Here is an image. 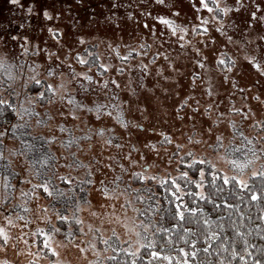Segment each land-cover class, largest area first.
<instances>
[{"label":"rangeland","instance_id":"rangeland-1","mask_svg":"<svg viewBox=\"0 0 264 264\" xmlns=\"http://www.w3.org/2000/svg\"><path fill=\"white\" fill-rule=\"evenodd\" d=\"M200 3L201 0H0V57L14 65L12 72L16 76L2 91L12 87L20 90L25 83H33L32 76L45 77L57 87L55 103L41 123H50L53 135L68 139L69 156L62 159L66 166L54 170L51 181L54 189L63 190L62 196L55 191L49 196L39 187L29 189L33 183L15 187L11 182L14 191H6L0 180V226L10 236L6 247L0 248V260L7 259L9 264H28L30 260L50 264L55 259L62 264H88L101 260L108 264L109 258L120 252L116 250L117 240L124 241L120 248L137 240L130 230L132 218L152 222L143 243L152 242V228L160 219L161 179L164 183L172 181L181 161L200 162L187 153L206 156L217 165L216 170L230 175L231 167L213 150L217 136L223 137L220 152L230 145L239 147L237 156H242L248 147L264 149V131L256 126L257 121L264 123V71L248 59L254 56L264 69V0H218L219 8L214 7L212 12ZM160 15L187 31L178 27L173 34L157 19ZM76 53L89 63L80 64ZM73 72L86 73L92 80L74 76ZM104 81L108 82L106 86ZM61 82L64 88L59 87ZM30 94L16 93L23 105L22 115L33 106L30 101L35 97ZM77 103L87 107L101 104L106 111L102 109L97 114L85 107L77 109L78 118L73 119L67 113ZM233 108L243 111L233 112ZM30 122L37 124L33 118ZM61 126L64 133L58 130ZM239 132L255 137L253 144L245 147ZM165 136L170 137L168 142ZM259 164L256 162L257 170ZM75 166L80 172L77 175L71 170ZM14 167L24 171L29 168L19 158ZM141 170H146L148 179L133 178L132 174ZM251 170L246 169L243 175H250ZM62 175H68L72 183L61 186ZM102 185L109 188L107 198L102 195ZM133 189H138L145 200H137ZM27 191L25 195L21 193ZM126 198L131 205H125ZM78 205L80 211L76 210ZM135 208L143 214L135 212ZM94 211L99 215H93ZM61 216L69 219L62 220ZM5 217L12 218L13 225H8ZM77 218L83 223L78 224ZM125 222L129 228H125ZM53 226L59 229L53 241L59 257L44 248L39 231H50ZM107 237H111L113 247L106 249L103 238ZM89 243H95L96 248L88 247L86 253L75 246ZM137 247L132 243V251ZM40 250L42 254L37 256Z\"/></svg>","mask_w":264,"mask_h":264},{"label":"trees","instance_id":"trees-1","mask_svg":"<svg viewBox=\"0 0 264 264\" xmlns=\"http://www.w3.org/2000/svg\"><path fill=\"white\" fill-rule=\"evenodd\" d=\"M37 79L41 80L40 85L28 83L27 87L23 86L16 91L13 87L5 91L0 88V99L9 101L7 105H0V133H3V135H0V151L3 152V157H0V180L3 185H5V182L11 185L12 182L15 187H19L18 184L23 185L26 183L29 185V183H33L29 189H34L33 185L41 184L42 179L53 176L54 170L60 171L62 165L66 166L65 160L62 159L69 158V156H66L68 139L53 135V130L48 128L50 123L49 125L41 123L43 118H47V114L50 112L49 109L55 103L56 96L53 99L52 94L43 88L45 77L38 76ZM12 90L15 93L21 91L25 95L31 93L30 95L35 97V99L31 98L30 103H33L32 101L34 100L36 103H33L32 107H28V115L25 114L26 111H24L23 115L21 114V103L16 99V94H12ZM40 90H45L46 96L52 100L51 103L37 96V92ZM17 111L20 112L19 116ZM32 113L34 116L30 117ZM24 115L25 118L23 117ZM31 118H33V121L36 120L37 124L30 122ZM13 125L17 127L14 129ZM58 130L61 131L60 128ZM64 131L61 132L64 133ZM56 133L62 134L60 132ZM52 137H55V139H52ZM74 150L78 151L76 145ZM45 157H47V163L42 164L41 161ZM18 158L28 164V171H24L20 167L15 169L14 162ZM76 158L78 157L76 156ZM75 167L76 169L78 168L77 166ZM200 168L205 169V180L207 181L204 183L203 188H198L190 181L185 187V178L181 177L180 173L187 171L190 178L198 179ZM76 169H71L75 171V175L80 173ZM175 172V178L171 179L176 180L181 185V188L176 189L171 181H167L158 190L161 202L160 219L158 223L154 221L156 225L152 228L153 237L150 238L152 242L154 241V248H149L148 244H146L143 248H140L136 256L120 251L112 256L115 259H109L108 264H132L133 260H135L136 264H182L184 254L179 249L183 247L186 251L191 250L190 243L186 244L182 239L186 229L195 231L197 248L208 247L204 240L203 225L194 222L200 220L205 213L213 220H216L217 217H224L223 229H216V226L213 225L215 230L222 232V235L219 239L211 241V247L208 252L200 251L196 257L189 256L188 259L190 261L198 260L200 264H221V259H223L224 264H228L229 260H231V264H253L255 260H260L264 264V197L252 200L248 190L240 188L235 181L224 184L222 180L224 174L222 172H219L213 181L214 170L200 162L185 164V161H181ZM232 175L233 170L229 176ZM243 176L242 179L249 181L250 188L264 184V178L259 176L252 177L246 174ZM67 184L69 185V183L62 181L61 186L65 187ZM9 188L12 191L15 189L11 185L5 190L7 191ZM168 188L178 194L183 193L181 196L183 201L181 210L184 211L183 220L176 216V204L179 201L175 200L170 191H167ZM257 190H259L258 187ZM201 191L205 194L204 199L196 195L197 192ZM21 193L25 195L28 191ZM223 200H227L229 204L238 205V207L227 208L222 203ZM213 201L216 202L215 205ZM184 205H187L188 208H196L197 212H188ZM200 209H203V212H200ZM225 212L228 214L225 215ZM240 213H243V216ZM233 223L239 227L243 236L237 235L236 230L231 226ZM173 225L177 226L173 228ZM160 226L168 229V232L156 231L157 227ZM169 237H171V240H169ZM245 240H247V244L244 243ZM222 245H227L228 251H224ZM232 245H234L235 251L240 254L239 256H232ZM245 247L248 248L247 252L244 251ZM153 250L161 251L165 255L171 256L172 260H164L163 256H152ZM241 257L244 259H241Z\"/></svg>","mask_w":264,"mask_h":264},{"label":"snow or ice","instance_id":"snow-or-ice-1","mask_svg":"<svg viewBox=\"0 0 264 264\" xmlns=\"http://www.w3.org/2000/svg\"><path fill=\"white\" fill-rule=\"evenodd\" d=\"M13 2L15 3L16 0H13ZM159 3H163L164 0H158ZM200 6L207 9L209 12L213 11V8H219V3L218 0H201ZM29 11H31V9H29ZM223 11H228L227 8H224ZM176 15H178V10L175 12ZM44 15L46 17L49 16V13L47 11L44 12ZM253 16H255V13H252ZM157 19L163 23L164 25H166L169 29H171L172 33L175 34V32L177 31V28L180 27L181 31L186 32L187 29L181 27V26H176L174 24V21L170 18H168L167 16L164 15H160L157 17ZM51 31V29H50ZM79 42L83 43V37L79 38ZM196 51H199V49H196ZM76 58L79 60L80 64H85V63H89V61H86L84 59L83 56L80 55V53H76ZM250 60V62L253 64L254 67H256L258 70H262L264 71V69H261V63L258 62L256 60V58L254 56H250L248 58ZM198 64L201 65V67L203 66L201 61H197ZM221 64H225L226 62L224 60L220 61ZM14 67L13 64H10L7 61L6 57H0V88H4V87H8L10 86L11 82L16 78L15 74L12 72V68ZM100 67L102 68H106L107 65L105 64H101ZM49 74L51 75L52 72L51 70H49ZM73 75H80V76H84L87 80H92V77L87 75L86 73H75L73 72ZM31 81L37 85L41 84V80L37 79L36 76H32ZM104 85H107V81L103 82ZM113 83L117 84L118 86V82L113 81ZM25 87H27V83H25L24 85ZM60 88H64V84L63 82H61V84L59 85ZM43 88L46 89V91L48 93L52 94V98H55V94L57 93L58 89L57 87H54L52 84L48 83L46 80L43 81ZM12 94L15 95V91L12 90ZM37 96L40 97L43 100H48L49 103L52 102V100H50L46 94H45V90H40L37 92ZM259 97H257L258 99ZM68 99L71 101V97H68ZM33 103H36V101H32ZM9 104L8 100L5 99H0V105H7ZM85 107H87L84 104H80L77 103L75 104L73 110H71L69 113H67V115H70L73 119H77L78 115H77V109H84ZM209 108H211V105L208 106ZM21 108L23 109V105H21ZM104 109L106 111V109L104 108V105L101 104H94L91 107H87V110L89 112H96L97 114H99L101 112V110ZM15 110V109H14ZM24 111H28L27 109H25ZM233 112L236 111H243L238 110L236 108L232 109ZM63 114V113H62ZM17 115H20V112L17 111ZM108 115H111V112L108 113ZM247 117V113H244V118ZM121 123H125L124 121H120ZM125 126H127V124L125 123ZM256 126L258 129H260L261 131H264V123H261L259 121L256 122ZM17 126L13 125V128L15 129ZM142 127V126H141ZM233 128L235 129V125L233 124ZM61 131H64V127L61 126L60 127ZM101 133L104 131L103 128H101L99 130ZM209 131H211V129H209ZM0 135H3V133H0ZM239 135L241 137H243V139L245 140V147H247L248 145H252L253 141L256 139L255 137L253 138H249V137H245L243 132H239ZM52 139H55V137H52ZM165 141L168 142L170 140V137L165 136L164 137ZM191 139V138H189ZM109 143H111V141H108ZM69 145H71V141H69ZM152 147H155V145H152ZM213 150L215 152L218 153V158L221 160H224L228 163V165L231 167V169L233 170V175L229 176L227 173H225L222 176V180L224 184H228L231 181H235L238 186L240 188H244L247 189L248 192L250 193V198L252 200H257L258 198H262L264 197V184H261L259 186L256 187H249V181L246 179H242V176L245 172L246 169H249L251 167V172H250V176L252 177H261L264 178V149H256L254 147H248L247 151H244L242 153V156H237L236 153L240 151L239 147L234 146V145H230L228 148H225V150L223 152H220L221 148H224L223 145V137L222 136H217L216 137V142L214 145H212ZM75 155V154H73ZM188 156H190L193 160L199 159L201 164H208L210 165V167L214 170L213 172V181L215 180V176L219 174V172H222L223 170L220 169L219 171H215L217 169V165L212 163L210 160L207 159L206 156H202V157H197L194 153H187ZM0 157H3V152L0 151ZM111 159V157L109 158ZM256 162H260L259 164V170L256 169L255 165ZM42 164H46L47 163V157H45L44 160L41 161ZM76 164L79 163V160L77 158V160L75 161ZM133 163H136L135 161H133ZM108 167H112L111 164L108 165ZM121 168H124V165L121 164L120 165ZM145 171L146 170H141V171H136L134 172L133 178H138L139 180H146L149 177L145 175ZM39 175V173H37ZM181 177L185 178V187H187L188 182L190 181L191 183L195 184L198 188H203L204 183H206L207 181L205 180V169L204 168H200L199 169V178L198 179H192L188 176V172L187 171H183L180 173ZM152 180H155L156 177L155 176H151L150 177ZM53 177H48L47 179H42V183L39 185H33L34 188H41L43 189L44 192L48 193L49 196L53 195V192L55 191V194L57 196H62L64 194L62 189H54L51 181L53 180ZM60 180L63 181H67L69 184L72 183V180L70 179V177L68 175H62L60 178ZM161 184H164V180L161 179L160 181ZM171 183L175 186L176 189H180L181 185L179 183H177L176 180H172ZM5 188L11 187V185H9L7 182H5L4 185ZM130 187V185L128 186ZM257 187L259 190H257ZM115 190L113 189V192ZM133 192L137 193V200H145V196L143 194L140 193V191L138 189H133ZM167 191H170L172 193V196L175 198V200L179 201V203L176 204V216L179 217L180 220L184 219V211L181 210V204H183V201L181 200V196L183 195V193L181 192L180 194H178L176 191H173L171 188H168ZM102 195L104 197H109L110 196V192H109V188L107 185H102ZM197 196H200L202 199L205 198V194L203 191L201 192H197L196 193ZM6 199V197H5ZM84 203H89L88 201H85ZM132 201L128 200L127 198L125 199V205H131ZM215 201H213V204L215 205ZM222 203L224 205H226L227 208H235L238 207V205H232L229 204L227 200H223ZM103 207V205H102ZM111 207H115V205H111ZM152 208L155 209L156 205H152ZM184 208L190 212V213H196L197 209L196 208H188L187 205H184ZM77 211H80V206H77ZM45 211H47V209L45 208ZM135 212L143 214L141 209L139 208H135L134 209ZM200 212H203V209L199 210ZM114 214V213H113ZM228 213L225 212V215H227ZM93 215H99V213L97 212H93ZM241 216H243V213H240ZM5 219L7 220V224L8 225H13V220L10 217H5ZM20 219H23V217H20ZM60 219L62 220H67L69 219L67 216H61ZM117 219H120V217H117ZM125 221H127V218H124ZM133 219V223L131 224V227L129 226V224L127 222H125L124 226L125 228H129L130 230L135 232V235L137 237L136 241H132L131 243H129L127 248H120L119 245H122L124 243V241H119L117 240L115 242L116 244V250L117 251H125V252H129L131 253V255L136 256L139 251L140 248H143L145 245L143 243V241L147 238L148 236V229L152 226L151 225V221L149 220L148 223H145L143 220H138L135 217L132 218ZM223 220L224 217H217L216 220H213L210 216H207V214L205 213L204 216L200 219V220H196L194 221L197 224H202L204 227V240L205 242L208 244V247H205L203 249L197 248L196 244H197V238H196V234L195 231H193L192 229H186L184 231V235L182 237V239L184 240V242L186 244L191 245V250L190 251H186L185 248H180L179 251L181 253L184 254L183 260H182V264H200V261L198 260H193L190 261L188 259L189 256L191 257H196L198 255V253L200 251H204V252H208L209 248L211 247V241L212 240H216L219 239L220 236L222 235L221 231H217L213 228V225L216 226V229H223L224 224H223ZM219 221V223H218ZM77 223L78 224H82L83 221L77 218ZM177 225H173L172 227L175 228ZM235 230L237 235L243 236V233L240 231L239 227H237V225L235 223H233L231 225ZM21 227H26V225H22ZM89 228L92 227V225L88 226ZM40 231V235L44 237L43 240V244H44V248L47 249L48 252L52 253L53 256L59 257L60 253L57 251V248L53 246V241H55V234L59 231L58 228H56L55 226H53L51 228L50 231H44V230H39ZM156 231H160V232H168V229L160 226L157 227ZM80 232L83 233L84 229L80 228ZM23 235V233L21 234ZM72 233L71 231H69L68 236H71ZM117 234L115 233V231H113V236H116ZM10 236L8 231L6 230V228L4 226H0V248H5L7 245V242L9 241ZM67 239V237L65 238ZM131 239V238H130ZM169 240H171V237H169ZM25 243H27V241H25ZM132 243L138 244L139 247L136 248L135 251H132ZM245 244H247V240L244 241ZM103 244L105 245V248H109V247H113V243L111 242V237H107V238H103ZM76 247L80 248L81 253H86L87 248L91 247L93 249L96 248L95 243H89L87 246L85 247H81L80 245H75ZM148 247L149 248H154V241L153 242H149L148 243ZM222 247H224V251H228V246L227 245H222ZM245 252L248 251V248L245 247L244 249ZM42 254V250L38 251L36 253L37 256ZM240 254L238 252L235 251V247L234 245H232V256H239ZM152 256L154 257H161L163 256L164 260L167 261H171L172 257L169 255H165L163 252L161 251H156L153 250L152 251ZM109 259H115V257H110ZM241 259H244L243 257H241ZM0 264H9V261L7 259L4 260H0ZM28 264H38V261L35 260H30L28 261ZM50 264H62V262L59 259H55L52 260L50 262ZM88 264H104L103 261L101 260H96V261H89ZM132 264H136L135 260L132 261ZM221 264H224L223 259H221ZM228 264H231V260L228 261ZM253 264H262V262L260 260H255L253 262Z\"/></svg>","mask_w":264,"mask_h":264}]
</instances>
